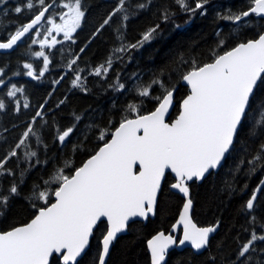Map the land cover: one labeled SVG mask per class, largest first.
<instances>
[{"label":"snow or ice","instance_id":"6c2138e0","mask_svg":"<svg viewBox=\"0 0 264 264\" xmlns=\"http://www.w3.org/2000/svg\"><path fill=\"white\" fill-rule=\"evenodd\" d=\"M0 3H6V0H0ZM148 3L150 0H138L134 5L131 0H118L95 29L93 37L110 26L113 17L120 14L115 27L119 46L112 50L104 63L93 68L90 75L106 78L112 69L114 56L123 60L125 54L131 50L138 51L161 34L160 24L157 23L142 32L135 43H125V22L134 14L130 9L143 10ZM174 3L188 16L187 24L197 14H207L210 0H174ZM38 5L39 8L34 0H24L23 6H16V14L25 9L34 14L28 22L18 24L14 32L8 33L6 40L0 41V50H14L18 42L29 35L41 36L42 21L51 25L45 29L42 39H31V44L39 43L42 49L33 55L43 58V67L34 70L32 63L23 64L26 70L23 74L34 80L43 77L51 63L43 49L60 43L52 33H62L65 40H73V34L81 27L86 12L82 0H65L61 6L67 11L59 15L61 22L57 23L51 16H45L52 4L38 0ZM174 16L175 12L164 8L160 18L164 23H175ZM252 16L264 20V0H249L246 10L230 9L226 14H218L217 18L230 22L238 33L250 27ZM175 27L180 28L181 25L175 24ZM216 35L221 37L222 34L217 32ZM226 45L227 41L220 38L216 47L210 50L208 62L202 63L194 57L181 55L174 68L167 71L160 69L153 74L150 82H141L136 91L140 97L156 101L153 110L144 113L140 105L129 103L125 111L134 114L133 118L125 115L118 126L98 128L96 139L102 143L79 166L74 160L65 159L62 166L55 167L46 179L34 183L25 197L34 210L31 218L20 225L0 230V264H81L83 257L89 253L93 237L98 239L99 248L92 264H107L119 235L131 231L138 223L137 218L147 221L157 214L159 197L165 186L182 194L184 202L171 231H158L147 240L151 264H167L166 258L173 247L190 245L197 253L209 249L211 235L217 231L220 221L206 227H198L193 222L191 185L203 181L222 167L237 145L243 143L241 150L247 152V144L254 140L260 141L254 154L251 158L241 159L235 166V172L239 173L245 164L249 166L246 173L249 177L264 170V31H259L253 39H240L230 48ZM86 47H82L80 52L83 53ZM79 58L77 54L67 65L77 73L84 71L73 68ZM5 74V67L0 66V85H5ZM20 74L13 72V75ZM174 75L178 77L175 81ZM86 79L83 77V80ZM180 82L187 86L188 92L180 102L176 118L168 120ZM59 83L60 80L53 81V84ZM71 83L73 88L87 93L88 89L82 84L79 74ZM125 87L119 74L108 84V88L115 91H122ZM154 87L159 88V95L152 93ZM23 91L22 87L12 84L6 95L15 98L18 92ZM66 100L67 97L60 100L56 107L65 104ZM46 105L47 100L39 106L41 110L32 116L15 146L0 157V217L6 215L13 199L22 196L21 186L32 168L48 163L29 147L23 157L28 167L20 168L17 151L34 139L37 148L43 147L47 152L48 145L40 130L34 128L37 118L43 120L41 127L48 124L42 111ZM23 107L27 109L29 104L25 102ZM6 110V102L0 98V112ZM19 110V101H16L15 111ZM82 119L81 115L73 113L72 125L63 130L56 128L55 140L62 147L69 142ZM112 123L109 120V126ZM81 147L74 145L73 152ZM12 158L17 159V168H20L18 177L14 169L6 167ZM169 175L173 181L170 184ZM5 176L13 177L7 188L3 186L2 178ZM247 189V183L240 189L226 183L229 195L243 194ZM262 195L264 178L259 180L241 205V212L249 218L250 229H245L249 238L240 245L232 264H253V253H259L257 264H264V248L258 246V243H264V221L256 215ZM211 262L215 264V257H211Z\"/></svg>","mask_w":264,"mask_h":264},{"label":"trees","instance_id":"16d2710c","mask_svg":"<svg viewBox=\"0 0 264 264\" xmlns=\"http://www.w3.org/2000/svg\"><path fill=\"white\" fill-rule=\"evenodd\" d=\"M63 2L65 0H55V3L53 0H45V4L53 5L47 17L51 16L56 21L60 20L59 15L66 10L61 6ZM117 2L118 0H82L86 12L81 27L73 34V40H65L63 34L52 33L53 36H57L56 39L60 43L53 48H44L51 63L48 71L39 80L24 75L26 70L23 69V64L32 63L34 70L43 67V58L33 55L35 51L41 50L39 43L31 44V39L43 38L46 34L45 29L49 27L46 22L41 27V31L43 30L41 36L30 35L13 52L0 53V66L5 67L6 73L3 77L5 85H0V98L4 99L7 105V110L0 112V157H3L19 141L26 125L35 112L41 110L39 106L44 104L45 100L47 105L42 111H44V119L48 121L46 126L41 127L43 120L37 118L34 124V128L40 130L48 145L46 153L43 147L37 148L34 139L26 142V147L17 150L20 168L28 167L27 163L23 162V157L29 147L38 152L41 160L47 159L48 163L37 165L26 176V182L21 186L22 196L13 199L6 215L0 217L1 230L20 225L31 218L34 210L25 197L34 183L46 179L55 167L62 166L65 159H72L75 165L79 166L96 150L102 143L96 139L98 128L118 126L119 120L125 115L133 118L134 114L125 111L129 103L140 105L144 113L154 109L156 101L147 97L142 98L136 91L141 82L144 84L150 82L153 74L158 73L160 69L167 71L169 68H174L175 61L181 55L185 58L194 57L202 63L208 62L209 52L216 47L220 38H224L227 41L226 46L230 48L238 40L253 39L259 31H264V20L256 16L250 18V27L241 29L238 33L230 22L217 18L218 14H226L230 9L232 11L246 10L249 7V0H210L207 14L205 16L197 14L187 24L185 21L188 20V16L179 10L174 0H150L148 7L143 10L130 9L134 14L125 22L127 24L124 30L125 43H135L142 32L157 23L160 24L161 34L138 51L131 50L125 54L123 60H117L114 56L112 69L106 78L90 75L92 69L104 63L112 54V50L119 46L115 27L119 23L120 14L113 17L110 26H106L101 33L93 37L95 29L117 5ZM137 2L138 0H131L133 5ZM139 2H148V0H139ZM34 3L39 8L38 0H34ZM23 4L24 0H6V3H0V40H6L8 33L14 32L18 24L28 22L34 14L26 9L21 14H16L14 8ZM164 8L175 12L173 17L175 23L161 21V12ZM175 24H180L181 27L176 28ZM217 32L222 34L221 37L216 35ZM85 45L87 47L81 53L80 49ZM77 54H80V58L73 68L84 69L79 73L67 67L68 62ZM13 72L21 74L13 75ZM76 74L82 77V84L88 89L87 93L80 88L72 87L71 82ZM117 74H119L120 82L126 86L122 91L108 88V84L115 80ZM61 77H63L62 80ZM83 77L87 79L83 80ZM176 79L178 77L174 75L173 80ZM54 80H60V83L53 84ZM12 84L24 89L23 92H18L15 98H9L6 95ZM177 87V105L169 120L176 118L180 102L188 92V88L182 85V82L178 83ZM152 93L159 95V88L154 87ZM65 97H67L65 104L57 108L58 102ZM141 100L142 104H140ZM16 101H19V112L15 111ZM25 102L29 104L27 109L23 107ZM73 113L81 115L83 119L69 142L62 147L55 140L56 128L63 130L72 125ZM109 120L113 122L111 126L108 124ZM89 125L92 127L90 128ZM259 142V140L250 141L247 144V152L241 150L243 143L237 145L236 150L217 173H212L203 183L197 182L191 185V196L194 202L193 220L199 226L214 225L219 220L220 227L207 251L196 254L192 249L183 251L175 249L169 253L167 264H212L211 257H215V264H232L240 245L249 238V232L245 231L246 228L250 229L249 218L241 212V205L249 198L259 180L264 177V170L249 177L246 174L249 167L247 164L239 173L235 172V166L241 159L251 158ZM74 145H82V147L74 153ZM6 167L14 169L17 177L19 176L20 168H17L16 158L9 160ZM12 179L13 177L10 176L3 177V186L7 188ZM171 182H173L172 177L169 175L168 183ZM226 183H232L236 189L242 188L247 183L248 189L243 194L237 192L229 195ZM183 202L184 198L180 194L170 191L165 186L159 197V208L155 217L147 222L138 221L131 231L120 237L112 248L107 264H151L147 240L158 231L169 232L178 219ZM256 215L264 221V195L260 196ZM259 230L257 227L258 232ZM96 235L99 236V232ZM258 246L264 248V243H258ZM98 248V239L93 237L89 253L83 257L81 264H92ZM258 257L259 253H253V264H257Z\"/></svg>","mask_w":264,"mask_h":264},{"label":"water","instance_id":"95a60500","mask_svg":"<svg viewBox=\"0 0 264 264\" xmlns=\"http://www.w3.org/2000/svg\"><path fill=\"white\" fill-rule=\"evenodd\" d=\"M51 9V8H50ZM50 9H49V11H50ZM49 13V12H48ZM48 13H46L45 14V16L47 17L48 16ZM44 24V21H42V25ZM39 27V26H38ZM30 36V35H29ZM26 39V38H25ZM25 39H22V41L21 42H18V46L25 40ZM0 41H3V40H0ZM17 46V47H18ZM17 47L14 49V50H16L17 49ZM14 50H0V53H11V52H13ZM81 54V53H80ZM79 54V55H80ZM182 85H184V86H186L185 84H183V82H182ZM187 87V86H186ZM178 88V87H177ZM176 93H177V91H176ZM176 93L174 94V105H173V107L170 109V113H169V115H168V117H167V119L169 120L170 119V117H171V115H172V113H173V111H174V109H175V107H176V105H177V102H176ZM174 120V119H173ZM221 168V167H220ZM220 168H218L217 170H215L213 173H217L219 170H220ZM264 178V177H263ZM205 180V179H204ZM204 180L203 181H200L199 183H203L204 182ZM174 191V190H173ZM174 192H176V191H174ZM176 193H178V192H176ZM178 194H180V193H178ZM182 197H183V195L182 194H180ZM184 198V197H183ZM193 209H194V207H193ZM192 213H193V211L191 212V216H192ZM155 216H150V218L149 219H153ZM138 219V221H142V222H147V221H145V220H142V219H140V218H137ZM192 220H193V217H192ZM193 222L194 223H196L194 220H193ZM198 227H206V226H199V225H197ZM219 227H220V224H219ZM219 227H218V229H217V231L214 233V234H212L211 235V240H212V238L217 234V232H218V230H219ZM171 229H172V227H171ZM171 229L169 230V232L171 231ZM0 230H1V227H0ZM95 231V230H94ZM128 233V232H127ZM127 233H123V234H120L119 235V238L120 237H122V236H124V235H126ZM177 235H180V233H177ZM91 241H92V239H91ZM117 242V241H116ZM115 242V243H116ZM178 250V251H183V250H185V249H192L191 248V246L190 245H187V246H180V247H173L172 249H170V252L171 251H173V250ZM193 250V249H192ZM208 249H206V250H203L201 253H197L195 250H193L196 254H202V253H204L205 251H207ZM111 251H112V249H111ZM111 253V252H110ZM149 253H150V251H149ZM110 257V256H109ZM109 257L107 258V263H108V260H109ZM167 259H168V257L166 258V261H167Z\"/></svg>","mask_w":264,"mask_h":264},{"label":"rangeland","instance_id":"374dc122","mask_svg":"<svg viewBox=\"0 0 264 264\" xmlns=\"http://www.w3.org/2000/svg\"><path fill=\"white\" fill-rule=\"evenodd\" d=\"M67 11V9L65 10V12ZM53 18V17H52ZM53 19H55V18H53ZM56 21V20H55ZM57 23H59V22H61L60 20H58V21H56ZM49 27H51V25H49ZM48 27V28H49ZM41 32H43V30L41 31ZM55 33V32H54ZM60 34H62V33H60ZM54 35H59V34H57V33H55ZM56 38H57V36H56ZM42 50V49H41ZM40 50V51H41ZM43 51L45 52V50L43 49Z\"/></svg>","mask_w":264,"mask_h":264}]
</instances>
